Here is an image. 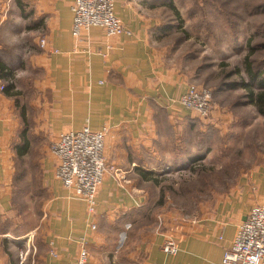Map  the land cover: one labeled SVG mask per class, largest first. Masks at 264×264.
<instances>
[{
	"label": "crops",
	"instance_id": "crops-1",
	"mask_svg": "<svg viewBox=\"0 0 264 264\" xmlns=\"http://www.w3.org/2000/svg\"><path fill=\"white\" fill-rule=\"evenodd\" d=\"M27 1L38 20L40 40L47 41L38 56L47 69L50 94L41 114L31 118L26 111L31 148L20 162L15 147L23 120L14 97L1 90L0 79V264H75L82 239L91 255L102 252L109 264L115 236L146 203V181L140 172L153 170L166 141L177 138L187 117L194 118L175 103L187 91L186 77L166 68L155 49L153 34L160 24L152 0H115L116 14L134 38L108 37L101 28H93L78 40L72 35L74 0ZM86 126L109 128L105 157L111 170L93 215L56 180V160L49 151L59 134ZM29 157L33 162L38 158L52 196L45 218L32 230L15 233V189L23 171L20 165ZM255 205H264V168L236 194L145 238L134 254L144 255L143 264H221L225 249ZM167 239L176 242V255L163 252Z\"/></svg>",
	"mask_w": 264,
	"mask_h": 264
},
{
	"label": "rangeland",
	"instance_id": "rangeland-1",
	"mask_svg": "<svg viewBox=\"0 0 264 264\" xmlns=\"http://www.w3.org/2000/svg\"><path fill=\"white\" fill-rule=\"evenodd\" d=\"M151 2L160 24L153 34L154 46L164 66L183 74L188 85L211 90L212 111L202 121L187 117L177 138L163 145L164 155L150 171L152 181L143 185L145 205L110 246L111 264H120L118 260L143 264L144 255L134 253L145 238L165 231L180 217L191 218L223 196L236 194L264 168V107L252 101L251 94L259 92L249 83L248 70L264 76V0ZM40 41L30 3L0 0V62L12 74V81L1 84H14L13 94L18 93L14 99L31 118L41 114L50 94L47 69L38 56ZM29 159L26 166L20 165L23 171L15 189V233L28 232L42 221L52 196L38 158ZM131 254L135 256L129 261ZM104 260L97 252L90 254L88 264H107Z\"/></svg>",
	"mask_w": 264,
	"mask_h": 264
},
{
	"label": "built area",
	"instance_id": "built-area-1",
	"mask_svg": "<svg viewBox=\"0 0 264 264\" xmlns=\"http://www.w3.org/2000/svg\"><path fill=\"white\" fill-rule=\"evenodd\" d=\"M115 7V0H74L73 37L78 40L91 29L101 28L108 37L134 38V32L117 16ZM46 45L47 41L41 39V47ZM1 90H4L3 85ZM186 90L175 103L195 119H207L212 111V91L196 85H188ZM108 134V127L93 130L86 126L79 131L59 134L49 148L56 160V180L70 198L85 203L89 215L95 214L98 209L99 191L111 170L105 157ZM78 250L75 264H88L90 250L86 239L81 240ZM163 252L176 255V242L167 239ZM221 264H264V205L251 208L246 220L239 225L233 242L225 249Z\"/></svg>",
	"mask_w": 264,
	"mask_h": 264
},
{
	"label": "trees",
	"instance_id": "trees-1",
	"mask_svg": "<svg viewBox=\"0 0 264 264\" xmlns=\"http://www.w3.org/2000/svg\"><path fill=\"white\" fill-rule=\"evenodd\" d=\"M164 6H167L173 10H175L176 8L173 5H168L167 3H163ZM177 13V12H176ZM178 15V13H177ZM249 70V78H250V82L251 85H253V87L255 86L258 89L257 94H251L252 97V101L253 103H256L260 106V108L264 107V76H261V74L259 72H254L251 69ZM12 74L9 71V68L2 62H0V79L2 81H12L11 79ZM13 87L14 84H9L8 86H4V92L12 97H17L18 93L13 94ZM16 105L17 107H19V101L16 100ZM21 112V116H22V120H23V128L20 132V142L16 145L15 149L17 150V155L18 158L20 159L19 161H21L22 157H24L31 148V144H30V140L28 138V132H29V128H30V124L28 122V119L26 117V110L25 108H21L20 109ZM264 113V112H263ZM150 175L151 172H147V171H141L140 172V177L142 178V180L144 181H152L150 179Z\"/></svg>",
	"mask_w": 264,
	"mask_h": 264
},
{
	"label": "bare ground",
	"instance_id": "bare-ground-1",
	"mask_svg": "<svg viewBox=\"0 0 264 264\" xmlns=\"http://www.w3.org/2000/svg\"><path fill=\"white\" fill-rule=\"evenodd\" d=\"M40 46H41V41H40ZM47 46V45H46ZM42 48V47H41Z\"/></svg>",
	"mask_w": 264,
	"mask_h": 264
}]
</instances>
